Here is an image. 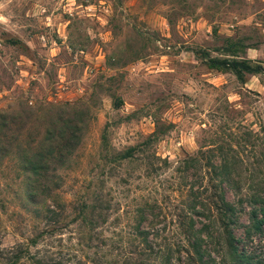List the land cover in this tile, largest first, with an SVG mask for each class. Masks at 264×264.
<instances>
[{
	"label": "rangeland",
	"instance_id": "374dc122",
	"mask_svg": "<svg viewBox=\"0 0 264 264\" xmlns=\"http://www.w3.org/2000/svg\"><path fill=\"white\" fill-rule=\"evenodd\" d=\"M238 41L264 68V0H0V264H159L134 231L180 249L213 196L205 162L185 161L219 146L239 152L242 194L261 190L264 73L241 83L198 55ZM60 115L80 122L79 148L33 175Z\"/></svg>",
	"mask_w": 264,
	"mask_h": 264
},
{
	"label": "trees",
	"instance_id": "16d2710c",
	"mask_svg": "<svg viewBox=\"0 0 264 264\" xmlns=\"http://www.w3.org/2000/svg\"><path fill=\"white\" fill-rule=\"evenodd\" d=\"M244 49L242 41H238L228 45L226 53L231 58H214L207 52L198 55L208 69L223 74L232 73L241 83H245L246 75H259L264 73V68L254 65L250 60L240 59L238 54ZM5 130L9 131L8 125L0 124V136L6 134ZM80 131L79 121L60 115L44 133L42 147L24 162L26 170L29 168V172L38 177L49 173L51 167L72 156L79 148ZM147 145L144 143L128 149L121 155V159L135 158V154L143 152ZM216 152L221 156L218 162H215ZM233 153L239 152L234 147L227 150L219 146L218 150L210 149L207 158L201 153L185 161L189 167L205 162L203 166L210 173L213 196L208 195V188L201 192V196L210 200V206L195 202L190 207L189 220L180 226L185 237L184 243L174 252L171 248L158 247L157 243L150 240L152 233L138 224L134 236L143 246V255L149 256L148 260H157L159 264H264V181L256 182V188L262 186L261 190L251 187V194H242L243 178L236 174L237 167L242 163L240 159L234 158L236 154ZM250 181L253 186L255 179L251 178ZM232 191L241 196L237 202L228 198ZM200 204V209H197L196 206ZM246 206L250 209V223L243 226L241 216L246 214ZM241 228L244 232L238 235ZM175 254L179 255L176 259Z\"/></svg>",
	"mask_w": 264,
	"mask_h": 264
}]
</instances>
